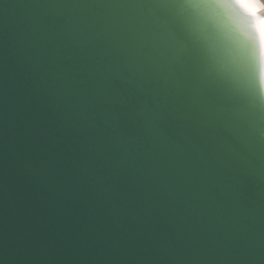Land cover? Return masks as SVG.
<instances>
[{
	"label": "water",
	"instance_id": "95a60500",
	"mask_svg": "<svg viewBox=\"0 0 264 264\" xmlns=\"http://www.w3.org/2000/svg\"><path fill=\"white\" fill-rule=\"evenodd\" d=\"M101 15L136 10L0 0V264H264V122L244 183H212L167 152L122 156L63 71L79 38L68 28ZM207 22L225 63L247 60L242 11Z\"/></svg>",
	"mask_w": 264,
	"mask_h": 264
},
{
	"label": "snow or ice",
	"instance_id": "6c2138e0",
	"mask_svg": "<svg viewBox=\"0 0 264 264\" xmlns=\"http://www.w3.org/2000/svg\"><path fill=\"white\" fill-rule=\"evenodd\" d=\"M81 2L136 10L79 19L68 28L79 38L62 57L121 155L167 152L212 183L229 173L244 183L256 146L252 121L264 122V0ZM232 8L248 18L254 37L247 60L234 66L222 60L207 22L209 11Z\"/></svg>",
	"mask_w": 264,
	"mask_h": 264
}]
</instances>
